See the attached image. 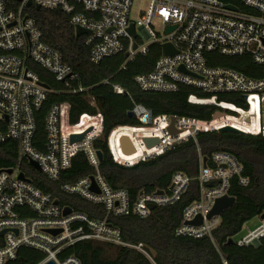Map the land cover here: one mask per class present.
<instances>
[{
  "label": "built area",
  "instance_id": "1",
  "mask_svg": "<svg viewBox=\"0 0 264 264\" xmlns=\"http://www.w3.org/2000/svg\"><path fill=\"white\" fill-rule=\"evenodd\" d=\"M27 1H18L19 6L13 9L5 0H0V50L3 51L0 54V119L6 123L5 130L0 132V141L17 142L16 164L0 167V232L4 231L0 235V264L14 260L23 246L43 254L35 264L49 260L56 264H82L77 256H65L63 251L84 240L127 246L154 263L150 249L142 242L124 241L119 227L109 218H147L152 207L172 205L190 190L196 192V196L182 208L175 233L193 238L208 237L216 246L213 234L221 223V214L207 215L217 199L233 196V180L240 186L250 183L242 164L232 153L215 151L209 157L199 154L196 175L174 171L166 188L141 189L132 197L124 188H113L99 171L101 161L95 142L104 133L103 115L99 110L80 114L72 124L69 103H54L44 117V150L32 145L36 130L34 111L50 89L29 67V62L38 64L66 84L77 75L59 51L42 40L35 20L24 14ZM31 1L41 8L60 9L70 14L74 27L78 25L90 31L83 35L84 43L90 47L92 63L119 52L127 53L126 63L137 55L147 54L151 44H159L161 53L152 69L134 78L139 87L175 91L180 85H189L210 95L198 98L190 94L189 102L212 103L219 107L210 119H199L155 115L150 108L134 103L130 111L139 124L117 125L106 136V147L113 162L132 166L149 161L172 148L174 143L188 138L196 140L199 132L219 131L225 126L237 128L244 134L264 136V76L250 77L231 67L212 66L206 57L210 51L224 55L249 54L256 64L264 67V0H241L246 10L229 9L221 0H148L136 19L130 16L134 0ZM130 23H133L134 35L128 31ZM168 28L171 30L167 31ZM165 43L173 47V54H163ZM114 89L123 93L120 86ZM82 90V87L77 89ZM225 92L239 95L247 107L218 100L217 96ZM86 99L92 101L93 98L86 96ZM216 112L220 115L215 117ZM171 124L177 130L175 133L169 131ZM73 134H83V137L71 142ZM122 136L130 139L134 147L132 153L123 152ZM146 137H156L158 142L149 147L144 141ZM77 153L84 154L94 173L63 183L60 188L65 194L102 207L103 217H91L59 201L55 203L56 198L34 185L20 169L24 160L28 163L34 160L39 172L58 181ZM20 172L25 179L18 177ZM66 207L70 212L64 214ZM198 216L201 222L191 223ZM262 236L264 218L234 241L238 245H254Z\"/></svg>",
  "mask_w": 264,
  "mask_h": 264
},
{
  "label": "trees",
  "instance_id": "2",
  "mask_svg": "<svg viewBox=\"0 0 264 264\" xmlns=\"http://www.w3.org/2000/svg\"><path fill=\"white\" fill-rule=\"evenodd\" d=\"M241 10L246 8L241 0H221ZM9 8H17V0H5ZM24 14L32 17L42 33V40L59 51L63 60L71 67L77 78L68 84L58 81L53 74L36 63L29 67L50 90L41 106L34 111L36 130L32 145L38 150L45 147L44 117L54 103L67 102L70 105L69 122L76 123L84 112L99 110L103 115V137L95 142L102 152L99 171L113 188H124L132 197L141 189L166 188L174 171H183L189 176L198 171L199 154L210 156L215 151H227L236 156L243 166V173L250 179L247 186H240L233 180L231 193L235 203L221 213V223L214 231L215 244L208 237L193 238L176 235L182 208L190 202L196 192L190 190L176 203L152 207L147 218L136 216H111L109 221L119 227L122 239L129 243H144L153 255L152 263L141 252L127 247L84 240L68 246L63 255L77 256L82 264H264V236L259 245H238L228 240L236 235L243 224L264 213V136L237 134L222 131H203L196 140L188 138L155 158L132 166L121 165L111 160L106 147V136L112 128L121 124L138 125L137 119L128 112L134 103L150 108L155 115L169 114L210 119L219 108L215 104L191 103L190 94L198 98L210 97L189 85H180L175 91H151L139 87L135 76L152 69L161 53L157 43L149 46L145 55H137L125 63V53L104 57L98 63L89 58L90 47L84 43V35H77L70 23V14L60 9L35 8L34 4L24 8ZM3 53L0 50V54ZM207 62L212 66L231 67L250 77H263L264 67L256 64L249 54L224 55L218 51L206 53ZM120 86L123 93L115 91ZM82 87V91H77ZM91 97L92 101L86 99ZM223 100L246 108V102L233 92L221 93ZM6 123L0 119V132ZM17 142L13 139L0 141V167L16 164ZM34 185L50 193L61 205L88 213L91 217H103L102 207L87 202L75 195L62 192L60 186L94 173L82 153H77L68 169L61 172L58 181H52L42 172L36 171L24 160L20 168ZM194 188V182L193 186ZM193 192V193H192ZM115 248L112 256H106L107 248ZM43 254L33 248L20 247L14 260L6 264H35Z\"/></svg>",
  "mask_w": 264,
  "mask_h": 264
},
{
  "label": "water",
  "instance_id": "3",
  "mask_svg": "<svg viewBox=\"0 0 264 264\" xmlns=\"http://www.w3.org/2000/svg\"><path fill=\"white\" fill-rule=\"evenodd\" d=\"M17 1H22V0H17ZM32 5V1L31 0H28L26 2V6H30ZM35 8L37 9H40L41 7L38 5V4H34ZM227 8L229 9H232V10H237L238 7L234 6V5H231V4H228L226 6ZM75 33L77 35H82L84 33H90L89 30L85 29V28H82L78 25H76L75 27ZM171 30V28H168L167 31ZM128 31L130 32L131 35H134V27H133V23H130L129 27H128ZM135 47V45H134ZM162 51H163V54H173L175 52V50L173 49V47L168 44V43H165L162 45ZM125 56H127V53H125ZM128 115L130 117H133L134 118V113L132 111H129L128 112ZM220 115V112H216V114L214 115L215 117L216 116H219ZM6 120V118H5ZM169 131L172 132V133H175L177 130L173 127V125L171 124L169 126ZM219 131H222V132H232V133H237V134H244L243 131L237 129V128H234L232 126H225V127H222L220 128ZM83 137V134H73L70 136V140L71 142H74V141H77V140H80L82 139ZM144 141L146 143L147 146H152L154 144H156L158 142V139L156 137H146L144 138ZM120 144H121V148L123 150L124 153L126 154H130L134 151V147L130 141V139L127 137V136H122L120 138ZM176 145V143L173 144L172 147H174ZM98 154V157H99V160L101 161L102 159V152L100 150H98L97 152ZM206 158L204 157V160ZM29 164L36 170V171H40V168L38 166V164L34 161V160H29ZM8 172H11V170L9 169ZM19 178L21 179H25V176L22 172L19 173ZM93 189H95V186L93 185L92 186ZM58 200H55V203H57ZM236 199L234 196H224V197H221L219 199L216 200L214 206L212 207V209L210 210L209 214L207 215L208 217H211L212 215H219L222 213L223 210L229 208L230 206H232L234 203H235ZM70 212V208L66 207L64 209V214H67ZM261 218H264V213L261 214ZM201 222V217L198 216L196 217L194 220L191 221V223H195V224H198ZM4 233V231H1L0 232V235H2ZM229 243H233L234 240L233 238H230L228 240ZM254 245L255 246H258L259 245V241H255L254 242ZM45 264H56L53 260H49L48 262H46Z\"/></svg>",
  "mask_w": 264,
  "mask_h": 264
},
{
  "label": "rangeland",
  "instance_id": "4",
  "mask_svg": "<svg viewBox=\"0 0 264 264\" xmlns=\"http://www.w3.org/2000/svg\"><path fill=\"white\" fill-rule=\"evenodd\" d=\"M148 0H134L133 5H132V10L130 16L134 19L138 18L139 16V10L142 8H145L147 5ZM261 222V216H255L249 221L245 222L241 228V230L234 235L232 238L233 240H237L240 238L242 235H244L249 229L254 228ZM115 253V248H107L106 250V256H112Z\"/></svg>",
  "mask_w": 264,
  "mask_h": 264
}]
</instances>
